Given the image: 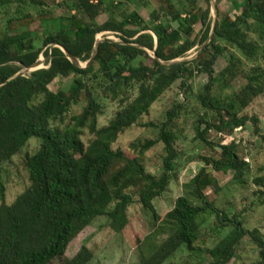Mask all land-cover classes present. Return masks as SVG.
<instances>
[{
	"label": "trees",
	"instance_id": "16d2710c",
	"mask_svg": "<svg viewBox=\"0 0 264 264\" xmlns=\"http://www.w3.org/2000/svg\"><path fill=\"white\" fill-rule=\"evenodd\" d=\"M119 1L123 6L133 0ZM222 1L216 0L211 38L213 0H179V7L174 0H157L150 21L138 12L117 21L109 6L118 7L105 0H62L58 7L71 15L58 18L49 9V0H0L1 7L20 3L37 8V17L25 14L0 26V264H88L92 251L85 247L68 259L70 244L98 218H106L112 230L124 233L136 200L153 230L148 247L141 250L140 264H165L183 248L195 252L201 229L212 217L220 231H230L209 251L211 264H231L246 237L258 247L259 264H264V234L248 230L241 215L231 218L216 206L222 187L211 172H233L238 184L249 173L243 145L225 144L224 138L249 124L261 134L260 119L245 112L264 93V75L258 74L261 69L245 74L233 55L220 74L216 64L230 48L251 60L257 58L260 47L248 31L264 28V0L238 3L242 9L235 18L219 8ZM104 13L110 14L109 19L96 25ZM21 28L23 33L14 32ZM36 32L44 33L41 46L32 39ZM104 32L114 33L120 41L100 42L97 49V36ZM198 45L199 54L183 60ZM69 55L83 63L96 56L82 68ZM41 56L46 58L45 68L21 75ZM201 74L208 82L193 93L192 79ZM240 76L247 85L225 96ZM60 77H74L68 91L51 89ZM176 84L185 101L192 96L190 105L176 101L163 122L142 125L155 103ZM105 101L118 104L119 110L100 127ZM82 104V111L71 116V109ZM191 106L192 113L187 111ZM187 112L195 115L196 139L213 153L203 157L204 167L190 183L192 196L178 198L161 217L155 200L175 177L181 157L179 120ZM134 126L155 128L158 137L130 144L129 152L114 149ZM85 131L92 137L89 143L82 138ZM33 139L38 147L30 152ZM157 144L164 145L165 154L161 173L154 175L145 158ZM21 155L29 184L10 204L5 166ZM255 182L264 188V175ZM257 195L264 207V191L259 189Z\"/></svg>",
	"mask_w": 264,
	"mask_h": 264
},
{
	"label": "rangeland",
	"instance_id": "374dc122",
	"mask_svg": "<svg viewBox=\"0 0 264 264\" xmlns=\"http://www.w3.org/2000/svg\"><path fill=\"white\" fill-rule=\"evenodd\" d=\"M62 0H49V9H51L56 18L69 17L70 12H66L58 7ZM108 5L112 2L118 8L109 6L111 12L115 14L117 21H123V18L133 12H138L146 21H150L151 16L158 8L157 0H133L131 3L123 6L119 5V0H105ZM179 7V0H174ZM243 0H223L219 8L229 13L232 18H235L242 9L238 3ZM216 3V0H213ZM203 3H201L202 5ZM217 4V3H216ZM205 6V4H204ZM25 14L37 17V8L30 7L17 3L11 7L0 6V26L7 24L10 20L16 19ZM213 17H215L212 9ZM110 14L104 13L100 15L94 23L102 25L109 19ZM49 28V27H48ZM52 28V27H50ZM49 30V29H48ZM200 30V26L196 28ZM24 30L17 29L16 34L23 33ZM249 36L252 41L259 45V54L255 60H251L243 55L240 51L230 48L229 51L219 59L216 64V72L220 74L228 65L230 57L235 56L241 65V69L245 74L252 72L254 69H261V75H264V28L253 27L249 29ZM46 35V34H45ZM44 38V33H34L32 39L34 43L41 46ZM106 40L120 41L114 33L104 32L97 36L98 42ZM201 45L194 48L188 56L183 59L186 61L194 59L200 52ZM46 58L40 57V68L46 67ZM87 63L80 62L81 67H85ZM33 69H24L21 74H29ZM264 79V78H263ZM74 77L57 78L51 85L53 91L66 90L72 85ZM208 82L206 75H196L192 79L193 93H199ZM247 85V80L243 76L237 78L233 87L227 91L225 96H233ZM185 102L190 105L189 101H193L192 96L185 101V94L179 89V84L167 92L163 97L155 103L150 115L145 116L141 123L155 122L157 124L163 122L166 118L167 109L174 102ZM104 114L99 118V126L103 127L113 119L119 106L111 101H105ZM83 108V104L74 106L71 109V116L78 115ZM192 106L187 111L192 113ZM245 114L256 116L260 119L259 127L261 134L255 132L252 124L246 128H239L234 135L224 138V143L228 144L236 141L243 145L247 156V162L250 165L249 173L246 179L238 184L234 180V173L213 172L219 179L222 187L219 198L216 200V206L220 209H225L232 218L235 214L241 215L244 219L245 226L248 230L259 229L264 234V207L260 204L259 189L264 191V188L259 187L255 179L264 175V93L261 94L247 108ZM195 115L185 113L179 120L180 137L177 147L181 152V157L176 162L175 177L168 188L167 192L160 198L155 200V206L161 217H164L175 206L176 200L180 197L192 196V187L190 183L200 169L204 167L203 157H209L213 151L210 147L202 144L196 139ZM159 130L152 127L134 126L132 129L125 132L114 145V149H122L130 151V144L144 143L147 140H155L158 137ZM86 143L92 140L88 131H85L82 137ZM216 139V136L213 137ZM29 150L33 152L38 147V140L33 139L29 143ZM132 152V151H131ZM164 145L157 144L146 154L145 164L149 173L159 175L162 170V156L164 155ZM23 155L16 156L13 162L5 166L6 182H7V202L12 203L21 194L29 184L28 174L22 167ZM1 203V200H0ZM130 225L124 233H118L108 226L106 218H98L94 223L87 227L69 246L67 258H74L83 248L87 247L93 253L92 259L88 264H140L139 256L141 250L148 247L149 237L152 234L151 219L145 213L138 200L129 209ZM220 225L214 217L209 218L201 229V241L196 246V251L188 252L186 248L181 249L172 259L165 264H182L185 261L191 264H211L212 257L209 251L229 233V229L224 232L218 229ZM139 241V243H137ZM260 250L253 244L250 237L242 240L237 248L236 256L231 264H259Z\"/></svg>",
	"mask_w": 264,
	"mask_h": 264
},
{
	"label": "water",
	"instance_id": "95a60500",
	"mask_svg": "<svg viewBox=\"0 0 264 264\" xmlns=\"http://www.w3.org/2000/svg\"><path fill=\"white\" fill-rule=\"evenodd\" d=\"M213 10H214V14H215V17H214V27H213V30H212V34H211V38H212V36H213V32H214V30H215V24H216V22H217V11H218V7H217V4L216 3H213ZM209 42L210 41H208L204 46H203V48L207 45V44H209ZM99 43L100 42H98L97 43V45H96V48L98 49V45H99ZM65 51V50H64ZM66 52V51H65ZM95 56L96 55H94V57L86 64V66L85 67H82V68H86V67H88V65L90 64V62H92L93 61V59L95 58ZM156 57V56H155ZM69 58H70V60L75 64V65H77V66H80V61L77 59V58H75L74 56H72V55H69ZM29 69H33V71H35V70H38V69H41L40 68V60L33 66V67H31V68H29ZM21 75H24V74H21Z\"/></svg>",
	"mask_w": 264,
	"mask_h": 264
}]
</instances>
